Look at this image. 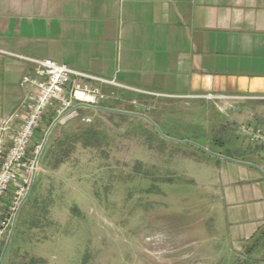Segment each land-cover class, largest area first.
Wrapping results in <instances>:
<instances>
[{
    "label": "rangeland",
    "instance_id": "obj_1",
    "mask_svg": "<svg viewBox=\"0 0 264 264\" xmlns=\"http://www.w3.org/2000/svg\"><path fill=\"white\" fill-rule=\"evenodd\" d=\"M150 106L135 113L173 141L143 117L85 107L81 116L90 122L55 124L3 264H251L235 262L228 251L218 187L221 169L239 166L198 145L246 157L237 141L247 136L242 126L264 127V101L218 97ZM49 127L38 128L32 159ZM6 214L1 209L0 222ZM11 228L12 222L0 256Z\"/></svg>",
    "mask_w": 264,
    "mask_h": 264
},
{
    "label": "crops",
    "instance_id": "obj_2",
    "mask_svg": "<svg viewBox=\"0 0 264 264\" xmlns=\"http://www.w3.org/2000/svg\"><path fill=\"white\" fill-rule=\"evenodd\" d=\"M0 49V135L3 121L35 93L21 86L34 65L16 55L114 78L120 98L102 107L123 111L207 95L264 101V0H0ZM243 137L238 150L248 158L236 160L261 168L264 147ZM219 161L239 166L221 169L218 182L228 251L235 262L264 264V173Z\"/></svg>",
    "mask_w": 264,
    "mask_h": 264
},
{
    "label": "built area",
    "instance_id": "obj_3",
    "mask_svg": "<svg viewBox=\"0 0 264 264\" xmlns=\"http://www.w3.org/2000/svg\"><path fill=\"white\" fill-rule=\"evenodd\" d=\"M0 52L5 51L0 49ZM16 56L34 65V73L25 74L21 86L31 85L35 88V93L3 121L0 135V205L9 192L12 195L6 208L7 214L0 222V249L7 228L13 223L29 190L34 163V159L29 156V149L48 113H54L50 114L53 122L56 119L62 123L71 121L81 117L76 107L78 104L100 107L108 100L119 99L115 88L122 87L114 78L80 71L51 59ZM106 87L112 89L106 90ZM202 97L212 99L220 96ZM131 103L134 107H139L136 100ZM143 109L146 110L147 107ZM13 119L18 120L16 125L12 124ZM81 119L90 122V118ZM242 131L251 142L264 147L263 127L245 125L242 126Z\"/></svg>",
    "mask_w": 264,
    "mask_h": 264
},
{
    "label": "water",
    "instance_id": "obj_4",
    "mask_svg": "<svg viewBox=\"0 0 264 264\" xmlns=\"http://www.w3.org/2000/svg\"><path fill=\"white\" fill-rule=\"evenodd\" d=\"M76 107H78V108H81V107H85V108H93V109H97V110L108 111V112H115V113H127V114H132V115H137V116L143 117V118L147 119L151 124H153L154 127L160 132V134L164 136V138H166V139H168V140H172V141L174 140V139L171 138V137L165 136V135L161 132L160 128L154 123V121H153L150 117H148L147 115H145V114L135 113V112H129V111H123V110H120V109H113V108H107V107H102V106H100V107H92V106H89V105H87V104H83V103L78 104ZM58 121H59V119H56V120L52 123V125L49 127V129H48V131L46 132V135H45V137H44V140H43V142H42V144H41V146H40V149L38 150L37 155H36V157H35V159H34V163H33V172H32V177H31V183H30L29 190H28V192H27V194H26V197H25L23 203L25 202V200L27 199V197L29 196V194H30V192H31V189H32L33 181H34V178H35V175H36V169H37V166H38V162H39V158H40L41 152H42V150H43L44 147H45V144H46V142H47L48 136L50 135L51 131L53 130L55 124H56ZM186 142H187V141H186ZM198 147H199L202 151L207 152V153L212 154V155H215V156H217V157L225 158V159H228V160L233 161V162L242 163V164H247V165H250V166L256 167V168L260 169V170L264 173L263 169L260 168L259 166L255 165V164L245 163V162H240V161H238V160H236V159H233V158H230V157H226V156H222L221 154H215V153H212V152H211L207 147H205V146H201V145L199 146V145H198ZM23 203H22V205H23ZM22 205H21V206H22ZM21 206H20L19 209H18V212H17V214H16V217H17V215H18V213H19V211H20ZM16 217H15L13 223H12V228H11V230H10V233H9V235H8V237H7V239H6L5 245H4V247H3V250H2V253H1V256H0V264H3V261H4V258H5V256H6V253H7L8 247H9L10 242H11V240H12L13 232H14V229H15Z\"/></svg>",
    "mask_w": 264,
    "mask_h": 264
},
{
    "label": "trees",
    "instance_id": "obj_5",
    "mask_svg": "<svg viewBox=\"0 0 264 264\" xmlns=\"http://www.w3.org/2000/svg\"><path fill=\"white\" fill-rule=\"evenodd\" d=\"M52 122H53V119L51 118L50 122L48 123V125L50 126L52 124Z\"/></svg>",
    "mask_w": 264,
    "mask_h": 264
}]
</instances>
